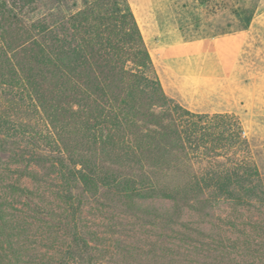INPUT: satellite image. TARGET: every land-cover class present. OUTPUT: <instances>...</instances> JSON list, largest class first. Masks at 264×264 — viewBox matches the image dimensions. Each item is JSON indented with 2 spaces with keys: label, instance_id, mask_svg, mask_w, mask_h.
I'll list each match as a JSON object with an SVG mask.
<instances>
[{
  "label": "trees",
  "instance_id": "trees-1",
  "mask_svg": "<svg viewBox=\"0 0 264 264\" xmlns=\"http://www.w3.org/2000/svg\"><path fill=\"white\" fill-rule=\"evenodd\" d=\"M14 1L0 0V264H264V178L239 123L165 95L128 1ZM156 200L144 215L162 240L116 251L84 222L93 204Z\"/></svg>",
  "mask_w": 264,
  "mask_h": 264
},
{
  "label": "rangeland",
  "instance_id": "rangeland-1",
  "mask_svg": "<svg viewBox=\"0 0 264 264\" xmlns=\"http://www.w3.org/2000/svg\"><path fill=\"white\" fill-rule=\"evenodd\" d=\"M127 1L165 95L194 114L235 117L264 178V0ZM197 79L208 82L198 89ZM14 114L35 119L31 112ZM20 182L31 187L28 179ZM167 206L145 201L128 214L110 206L98 212L93 204L84 222L117 251L146 238L162 240V224L144 213Z\"/></svg>",
  "mask_w": 264,
  "mask_h": 264
},
{
  "label": "crops",
  "instance_id": "crops-1",
  "mask_svg": "<svg viewBox=\"0 0 264 264\" xmlns=\"http://www.w3.org/2000/svg\"><path fill=\"white\" fill-rule=\"evenodd\" d=\"M208 82V80L207 79H202V81H201V79H197V85H198V89L200 88V86L201 85H203V84H206ZM211 82V81H210Z\"/></svg>",
  "mask_w": 264,
  "mask_h": 264
}]
</instances>
